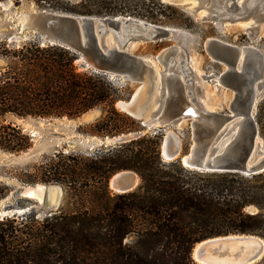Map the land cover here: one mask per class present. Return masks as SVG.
Here are the masks:
<instances>
[{"label":"trees","instance_id":"trees-1","mask_svg":"<svg viewBox=\"0 0 264 264\" xmlns=\"http://www.w3.org/2000/svg\"><path fill=\"white\" fill-rule=\"evenodd\" d=\"M32 1L56 10L48 0ZM62 10L160 20L146 4L139 8L115 0H80ZM0 56L5 60L0 116L71 119L107 104L110 110L87 126L88 132L133 128L135 120L115 107L119 89L100 74L79 71V55L72 50L35 38L21 45L0 43ZM162 137L145 134L87 154L59 151L42 162L29 181L62 184L80 205L43 218L31 213L0 219V264H197L191 250L202 240L237 233L264 238V172H200L179 160L163 161ZM32 146L20 125L0 123L1 151ZM122 170L136 172L140 185L111 194L107 180ZM7 194L0 184V197ZM250 206L258 211H247Z\"/></svg>","mask_w":264,"mask_h":264},{"label":"water","instance_id":"water-1","mask_svg":"<svg viewBox=\"0 0 264 264\" xmlns=\"http://www.w3.org/2000/svg\"><path fill=\"white\" fill-rule=\"evenodd\" d=\"M165 1L188 7L186 0ZM205 1L200 0L201 4ZM225 1L228 0H211V6L216 5L218 8L217 5H223ZM262 1L255 0L252 5L249 2V7L252 9L260 6V9L256 10L257 13L264 12ZM245 10L248 8L245 7ZM23 16L26 22L20 28L28 32L25 39L39 38L42 44L66 47L78 54L79 58L83 57L84 63L91 64L95 69L103 72L109 69L118 70L124 74L126 80L138 83V88L145 84L142 92L135 99L134 93L128 101L118 103L122 111L141 120L143 124L153 100L156 82L159 87L161 86L160 103L149 115V118L160 122L156 128L165 130L186 120L190 122L194 130V145L188 154L182 153V139L178 133H166L161 145L163 161L179 160L184 167L200 172H236L246 176L264 172V150L262 149L264 140L260 136L256 121L257 106L254 104L255 83L262 80L259 87L264 86V65L259 66L256 59L258 56L264 58V54L257 48L253 46L245 48L242 67L238 70L241 48L218 39L208 40L209 51L230 67L222 75L248 80L247 86L238 90L239 97H245L244 104L241 105L238 101L232 103L227 111L210 110L198 102V98L193 94L191 80L188 78L190 73H184L182 78L183 71H180V66L175 72L167 73L166 58L174 54L178 47H170L156 58L165 64L160 80L157 78L156 66L150 60L130 52L133 42L164 38L170 34L169 29L130 16L96 17L45 9L26 12ZM212 16H218L216 11H212L201 19L211 20ZM110 36L116 40V45H109ZM182 52L186 53L185 48H182ZM2 62L3 60L0 59V63ZM190 99L197 104L194 111ZM93 110L83 113L74 121L80 125L91 121L95 117ZM63 119L69 118L63 117ZM46 120H53V118ZM139 135L140 133H129L111 139L106 137L100 140L99 145L123 144L136 139ZM259 154L263 156L257 160ZM185 156L188 157L187 162L184 161ZM140 182L136 172L122 170L109 178L108 186L112 192L122 194L136 190ZM32 191L33 195L29 196L28 192ZM22 195L28 199L34 197L35 201L42 198L49 204L56 203L59 196L57 189L47 184L29 186ZM31 208H35V205L32 204ZM53 213L55 212L51 210L46 214ZM191 258L197 264H259L264 259V239L245 233L208 238L193 246Z\"/></svg>","mask_w":264,"mask_h":264},{"label":"rangeland","instance_id":"rangeland-1","mask_svg":"<svg viewBox=\"0 0 264 264\" xmlns=\"http://www.w3.org/2000/svg\"><path fill=\"white\" fill-rule=\"evenodd\" d=\"M115 1L121 5L129 4L135 7L139 5V8L146 4L158 14L159 21L150 22L134 16L130 17L144 20L157 26L171 28L169 29L170 34L164 38L130 42V44L132 43L130 49L131 53L137 56L150 58L157 70H164L165 64L158 62L156 58L162 54L163 50H167L170 47H178L176 52L167 59L169 69L175 72L177 67L180 66V71H183V68L186 69L181 75H183V73H190L188 78L191 80L190 84L193 88V94L198 98V102L205 106L212 105L221 107V109H217L220 111H227L230 104L238 101L241 105L244 104L245 97L240 98L238 90L245 88L248 80H239L235 77H226V75H222L225 74L224 63L226 62H216L212 59L214 55L209 51L208 40L218 39L238 47L253 46L264 54V36L260 35L261 29L264 28V12L260 11L257 13L256 11L257 8L258 10L260 9V6L251 9L249 7V2L251 4L252 0H228L225 1L223 5L218 4V8H216V5L211 6V0H206L202 2L203 4H201L200 0H192L187 3L188 7L171 4L165 0ZM48 2L52 4V6H56V10H53V12L70 14V12H66L62 9L73 5L75 6L80 0H48ZM262 2L264 3V0ZM4 3L10 6L7 10H3V8L0 7V43H7L9 45H21L25 41L35 39H25L28 32L22 31L20 28V21L24 13L43 9L52 11L47 7L38 6L32 0H22L21 2L19 0H7L4 1ZM245 7H247L248 10H245ZM57 8L59 10H57ZM212 11H216L218 16H212L213 18H210L211 20L201 19L202 17H200V15L203 14V12L209 14ZM245 21H252L254 26L251 25L249 28H241L240 25L243 22L245 23ZM227 23L232 26L228 30H224L223 26ZM181 47L185 48L186 53H181ZM0 59L3 60V62L0 63V66H2L5 64V60L1 56ZM217 59L219 58L217 57ZM84 61V59H78L76 61L79 71L89 74H100L105 80L119 89V98L116 101L115 107L121 114H127L120 109L118 103L120 101H128L137 90L139 84L126 80L124 74L118 70L109 69L107 72H103L93 68L91 64H85ZM256 63L259 66L264 65L263 56H258ZM192 71L193 73H191ZM202 71L211 72L215 76H222V83L227 88L223 89L219 87L218 89L220 90H215L216 88H213L214 90H212V92L210 91L211 94H207V86L201 75ZM157 84L156 82L152 97L153 100L146 113L147 118L151 121L152 119L149 118V115L159 105V99L162 93L161 86L159 87ZM211 86L214 87L212 84ZM261 89L263 93L258 96L256 121L259 126L260 136L264 140V86ZM93 109L95 117L82 125L74 121L76 118L64 120L63 118L53 117V120H46L47 118H20L11 114L4 117L0 116V123L13 122L16 125H20L24 132L30 134V136L31 133L35 131L34 137H31L33 146L30 149L18 153H6L0 150V184L6 185L8 188V194L0 197V219L14 216L22 218L31 213H34L37 218H43L47 216L46 213L51 210L54 212H57L59 209H64L66 211L76 210L75 208L78 207L80 203L77 198L70 199L68 197L67 190L62 184L29 181L30 178L28 174L34 173L37 166L53 157L55 153L63 151L64 153L76 152L79 154H87L96 152L101 148L112 146L99 145L98 142H95L97 138L101 140L106 137L113 138L129 133H140L138 136L140 137L145 134L156 135L158 133L163 134L162 139H164L166 135V132L154 126H148V123L145 125L141 120L132 116L131 117L135 120L132 129H127L122 125L123 128L126 129H122L118 132L103 131L100 135L92 134L87 131V126L93 124L107 114L106 110H110V107L106 104ZM167 132L178 133L182 139V153L188 154L190 152V149L194 145V130L189 121L182 122L179 126L170 127L167 129ZM93 139H95V141H93ZM36 184H47L55 187L59 194L57 202L49 204L44 202L42 198L35 201L34 197L28 199L22 195L25 189ZM108 189L111 194H118L112 192L109 186ZM32 204L35 205V208L30 209ZM246 210L253 213L258 211V209L253 206L248 207ZM259 264H264V259Z\"/></svg>","mask_w":264,"mask_h":264},{"label":"bare ground","instance_id":"bare-ground-1","mask_svg":"<svg viewBox=\"0 0 264 264\" xmlns=\"http://www.w3.org/2000/svg\"><path fill=\"white\" fill-rule=\"evenodd\" d=\"M187 2H189V1H192V0H186ZM254 1L255 0H252V2H251V4H254ZM9 4H6V3H4V2H0V7L1 8H3V10H7L8 8H9ZM207 15H209V14H207V12H203V14H201L200 15V17H203V16H207ZM21 23H20V27L21 26H23L24 24H25V22H26V19H25V17L23 16L22 17V19H21V21H20ZM251 25L252 26H254V24H253V22L252 21H245V23L243 22L241 25H240V27L241 28H249V27H251ZM232 25H228V23L225 25V26H223V29L224 30H228L230 27H231ZM253 28V27H252ZM167 29H171V28H169V27H167ZM260 31V30H259ZM261 34V36H264V28H262L261 29V32H260ZM140 41H143V40H140ZM108 43H109V45L110 46H113V45H116V40L112 37V36H110L109 37V41H108ZM132 45V44H131ZM239 48H241V50H242V53H241V60H240V63L237 65V68H238V70H240L241 69V67H242V58L244 57V53H245V46H243V47H240L239 46ZM166 50H163L162 51V53L163 52H165ZM176 52V51H175ZM160 56V55H159ZM79 59H82L83 60V57L82 58H79ZM148 60H150L151 62H152V64H154L153 63V61L150 59V58H147ZM168 58H166V60H167ZM212 59L214 60V61H216V62H221V63H223L222 61H220V59H217V57L216 56H213L212 57ZM157 60V59H156ZM158 62H159V60H157ZM155 65V64H154ZM166 65H167V73H171L172 71L169 69V65H168V62H166ZM224 65H225V71H224V73L225 72H227V70L228 69H230V67H229V65L227 64V63H224ZM161 71L162 70H157V68H156V73H157V78H158V80H160L161 79ZM183 71H186V69H184L183 68ZM184 74V73H183ZM201 75H202V77H203V79H204V82H205V84H206V86H207V94H211V92H212V90H214L213 88H216L215 90H220V89H218L219 87H221V88H223V89H226L227 87H225L224 85H223V83H222V81H223V79L221 78V77H219V76H215L213 73H209V72H205V71H202L201 72ZM215 76V77H214ZM181 77L182 78H184V75H181ZM261 81H259V82H256L255 83V88H256V96H255V101H254V104H255V106H257V103H258V96H259V94H261V93H263V90L261 89L262 87H259V83H260ZM211 84L214 86V87H212L211 86ZM144 85L145 84H142L137 90H136V92H135V94H134V99L142 92V89H143V87H144ZM211 91V92H210ZM205 95H206V92H205ZM207 96V95H206ZM190 102H191V106H192V110L194 111L196 108H197V104L194 102V101H192L191 99H190ZM203 105V104H202ZM231 105V104H230ZM204 107H206L207 109H210V110H216V109H221V107H218V106H212V105H203ZM65 120V119H64ZM147 120V121H146ZM145 121H144V124L145 125H147V123H148V126H154V127H158L159 125H160V122H158L157 121V119H152V121L150 120V119H146ZM186 121V120H185ZM150 122H152V123H150ZM182 124V122L181 123H177V124H175V125H172L171 127H175V126H179V125H181ZM170 128V127H169ZM34 135H35V131H33L32 133H31V137H34ZM92 138V137H91ZM95 139H96V137H95ZM95 139H93V141H95ZM108 139H111V138H109L108 137ZM95 142H100V138L98 139L97 138V140L95 141ZM260 142H261V144H263V141L262 140H260ZM94 145V144H93ZM262 149L264 150V146L262 147ZM263 156V154H259L258 155V157H257V160H259L261 157ZM187 159H188V157L187 156H185L184 157V161L185 162H187ZM39 189L40 190H42V187H40L39 186ZM28 194H29V196H32L33 195V191L32 192H28ZM3 212V211H2ZM4 213V212H3ZM6 214V213H5ZM197 260V259H196ZM199 263H201L200 261H199Z\"/></svg>","mask_w":264,"mask_h":264},{"label":"built area","instance_id":"built-area-1","mask_svg":"<svg viewBox=\"0 0 264 264\" xmlns=\"http://www.w3.org/2000/svg\"><path fill=\"white\" fill-rule=\"evenodd\" d=\"M168 128H169V127H168ZM168 128H167V129H168ZM167 129H165V130H162V131H163V132H166V133H168V132H167Z\"/></svg>","mask_w":264,"mask_h":264}]
</instances>
